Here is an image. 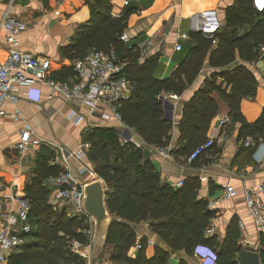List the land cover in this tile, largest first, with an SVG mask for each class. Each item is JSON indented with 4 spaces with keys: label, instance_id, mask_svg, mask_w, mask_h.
Masks as SVG:
<instances>
[{
    "label": "trees",
    "instance_id": "1",
    "mask_svg": "<svg viewBox=\"0 0 264 264\" xmlns=\"http://www.w3.org/2000/svg\"><path fill=\"white\" fill-rule=\"evenodd\" d=\"M90 10V21L77 27L71 43L60 49L61 54L74 60L92 49L114 50L118 58L126 62L124 72L131 91L128 97L118 102L116 109L123 123L144 142L158 147L169 144L172 123L165 117L159 96L162 93L181 95L196 79L206 60L215 71L183 105L181 119L177 123L178 146L172 148V153L187 159L209 139L210 121L218 113L211 96L213 92L227 105L231 121L239 124L243 144L247 136L252 138L253 144L247 151L254 150L264 140V106L253 122H248L240 110L242 99L255 97L257 79L245 64L237 63V58L255 62L263 56L261 49L264 48V10L257 11L253 0H235L228 6L225 25L214 35L191 32L193 45L186 47L177 67L164 79L158 75L157 56L153 55L141 63L140 50L128 47L120 39L126 28L125 17H111L100 9V3L98 8L91 6ZM244 25L248 26V31L241 36L235 35L237 28ZM214 41L216 46L213 47ZM218 77L222 78L220 82H217ZM52 78L67 81L54 74ZM84 137V142L89 144L86 157L96 175L105 183L106 206L112 216L106 244L96 261H100L111 248V259L117 264H166L169 254L157 246L153 254L147 256L145 238L140 241L135 258L127 255L129 247L137 239L131 225L143 221H147L152 231L175 249L195 252L197 245H203L215 251L203 235L215 212L206 209L205 202L197 197V186L187 180L177 188L162 182L152 161L143 156V148L133 141L121 142L120 133L114 127H93L86 131ZM213 147L212 140V145L192 161ZM59 172L60 168L50 165L47 157L40 155L37 158L34 175L24 196L30 203L28 217L34 220L37 232L32 241L20 248L18 264H76L83 261L70 251L69 242L72 239L86 241L84 229L88 225L85 217L67 216L65 209L57 211L48 202L50 187L46 179ZM260 241V263L264 264L263 235ZM238 250L234 246L221 254L215 251L216 264H238L235 257Z\"/></svg>",
    "mask_w": 264,
    "mask_h": 264
},
{
    "label": "crops",
    "instance_id": "2",
    "mask_svg": "<svg viewBox=\"0 0 264 264\" xmlns=\"http://www.w3.org/2000/svg\"><path fill=\"white\" fill-rule=\"evenodd\" d=\"M235 0H130L124 6L121 0H15L8 6V0H0V22L6 11L8 14L23 19L27 28L18 36L21 50L28 51L38 57L50 60V72L62 80H69L71 63L60 49L71 43L77 27L91 19L90 7L105 10L113 18L125 17L128 47L140 50L139 62L155 55L159 61L158 75L164 79L177 67L178 60L184 55L186 47L193 45L190 33L200 31L212 36L225 25V10ZM107 5L108 7H105ZM257 11L264 10V0H253ZM248 31L244 25L235 31L241 36ZM186 38H180V34ZM180 42L181 49H174ZM216 46V41L213 42ZM263 56L255 62H244L237 58V63L245 64L257 79L255 97L244 98L240 102V110L248 122L255 121L264 106V48ZM7 55L4 34L0 31V62ZM215 71L205 61L198 76L181 95L162 93L159 100L163 105L165 117L172 123L171 139L168 145L178 146L177 123L181 119L183 105L189 101L194 93L202 87L208 75ZM222 80L218 77L217 82ZM60 81V80H59ZM40 89V99L36 102L28 101L22 96V88L15 89L19 99L15 103L9 100L4 103L5 115L0 117V228H9L19 232L25 243L36 237L34 220H16L12 222L11 215L16 214L18 203L15 196H25L27 186L34 175L37 158L47 157L50 165H56L53 154L48 146L41 144L21 153L16 148L22 121L27 122L34 135L40 138L60 143L69 149H75L85 141V133L93 127H114L120 133V138H129L133 129H120L116 121H107L100 116L101 112H110L108 106H98L95 111L80 102L65 103L59 99L47 98V87L35 86ZM212 98L217 104L218 113L210 121L207 136L214 141L212 150L205 151L195 162L188 161L185 156L171 153L161 157L154 151V146L144 142L139 135L131 141L143 148V156L150 159L159 172L162 182L177 188L190 181L197 186V197L206 204V209L215 212L209 219V225L204 232V238L218 254L231 250L234 246L239 249L257 251L262 248L260 236L262 233L256 228L248 214L242 191L246 187L263 185L261 197L264 201V140L256 145L254 150L247 151L243 138L239 133V124L231 121L229 110L225 102L213 92ZM74 109L84 115L83 121L75 125L67 117ZM17 110L21 120H15L12 113ZM226 118V122L220 121ZM85 143V142H84ZM78 163L72 160L71 167L76 171ZM179 181L183 184L177 186ZM230 184L238 191L235 197L222 199L225 185ZM12 194V197H7ZM49 202V196H48ZM216 204L211 206V203ZM50 204V203H49ZM64 208H56L62 211ZM136 231V242L131 245L127 255L135 258L138 254L142 239H146L145 253L151 256L154 247L168 252L166 264H201L200 257L191 249L183 252L171 247L160 235L153 232L147 221L131 225ZM22 247V246H21ZM20 247V248H21ZM3 252L4 258L0 264H18L21 249ZM83 260V259H81ZM93 264H117L111 259V248L105 252L100 261ZM239 264V263H238Z\"/></svg>",
    "mask_w": 264,
    "mask_h": 264
},
{
    "label": "built area",
    "instance_id": "3",
    "mask_svg": "<svg viewBox=\"0 0 264 264\" xmlns=\"http://www.w3.org/2000/svg\"><path fill=\"white\" fill-rule=\"evenodd\" d=\"M15 0H8L10 6ZM124 6L129 5L130 0H121ZM27 28V23L18 17L5 13L0 22V31L4 34L7 55L3 62H0V117L5 115L3 105L7 100L11 103L17 102L19 93L15 89L22 88V96L30 102L40 99V89L35 86L44 85L47 87L48 99H59L65 103L80 102L95 111V108L102 105L110 107V112H101L100 116L107 121H116L120 129L130 128L123 123L117 111V104L121 99L128 97L131 91V84L125 76L124 68L126 62L120 60L114 50H89L84 56L76 58L71 63L73 76L67 81H59L51 76L50 60L38 57L19 47L18 36ZM180 38H186V34H180ZM120 39L124 42L129 40L127 34L123 33ZM180 42L174 45V49H181ZM15 120H21L20 113L15 110L12 113ZM67 117L72 119L75 125H79L84 115L71 109ZM19 131L16 148L21 153L28 152L31 148H37L41 144L48 146L53 154L55 164L60 168L56 176L46 179V184L50 187L49 203L56 208H64L71 211L72 215L84 216L88 225L84 229L86 241L82 242L72 239L69 242L70 251L79 258L90 262L92 252L93 222L82 208L83 189L87 180L86 175L91 169L86 159L88 143H80L75 149H69L63 144L47 141L34 135L31 126L22 121ZM226 122V118L220 124ZM135 133L131 132L129 138H121V142L131 141ZM253 144L252 138L247 136L244 142L246 147ZM212 145V138L204 144L198 146L187 158L188 161L195 159L206 148ZM154 151L161 157H167L171 151V145L164 147L154 146ZM78 163L76 171H73L71 162ZM183 181L176 185L180 186ZM263 185L246 187L242 194L250 218L256 228L264 236V201L261 197ZM238 191L234 186L225 185V192L222 199L235 197ZM7 197H12L8 194ZM18 209L10 219L14 223L16 220L26 221L29 216L30 203L24 196H15ZM216 202L211 203V206ZM70 215V216H72ZM25 243L22 235L9 228H0V260H3L5 251H12L20 248ZM140 247V244H137ZM195 253L200 257L201 264H216L217 253L209 247L197 245ZM210 253V254H209Z\"/></svg>",
    "mask_w": 264,
    "mask_h": 264
},
{
    "label": "water",
    "instance_id": "4",
    "mask_svg": "<svg viewBox=\"0 0 264 264\" xmlns=\"http://www.w3.org/2000/svg\"><path fill=\"white\" fill-rule=\"evenodd\" d=\"M105 194L106 190L99 177L89 180L83 189L81 208L93 222L92 261L98 260L101 255L112 220L107 210ZM237 261L239 264H261L259 253L249 249H241Z\"/></svg>",
    "mask_w": 264,
    "mask_h": 264
},
{
    "label": "rangeland",
    "instance_id": "5",
    "mask_svg": "<svg viewBox=\"0 0 264 264\" xmlns=\"http://www.w3.org/2000/svg\"><path fill=\"white\" fill-rule=\"evenodd\" d=\"M86 161H87V163L89 164L90 169H91V173L89 172V173L86 175V177H85V179H86L87 182H88V181L91 180L92 178H94V177H98V176H97L96 173L94 172V170H93V166H92V164L90 163V161L88 160V158L86 159ZM102 183H103L104 188L106 189L105 183H104L103 181H102ZM65 214H66L67 216L72 215L71 211L66 210V209H65ZM86 260H87V259L83 260L82 262L79 261V262L76 263V264H93L94 262H96V261L93 262V261H91V260H90V262H87Z\"/></svg>",
    "mask_w": 264,
    "mask_h": 264
},
{
    "label": "clouds",
    "instance_id": "6",
    "mask_svg": "<svg viewBox=\"0 0 264 264\" xmlns=\"http://www.w3.org/2000/svg\"><path fill=\"white\" fill-rule=\"evenodd\" d=\"M210 254V253H209Z\"/></svg>",
    "mask_w": 264,
    "mask_h": 264
}]
</instances>
